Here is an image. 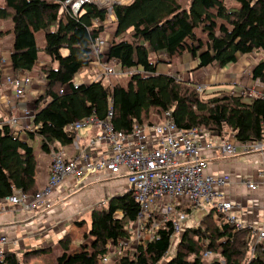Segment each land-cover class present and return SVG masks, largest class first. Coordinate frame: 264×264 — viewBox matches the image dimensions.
<instances>
[{"label":"trees","instance_id":"trees-1","mask_svg":"<svg viewBox=\"0 0 264 264\" xmlns=\"http://www.w3.org/2000/svg\"><path fill=\"white\" fill-rule=\"evenodd\" d=\"M64 1L3 0L0 5V20L12 23L10 30L0 27V37L13 34L9 62L14 76L30 73L37 65L35 32H44L43 50L49 61L39 66L46 85L34 100L31 123L37 128L28 132L29 138L37 136L41 151L49 154L71 145L81 131L71 125L86 118L108 120L114 130L127 133L135 123H155L148 119L150 114H160L161 119L165 112L184 130L228 135L240 143L264 141V93L249 100L222 88L205 95V90L196 91L194 81L157 71L159 54L167 61L187 52L197 68L213 63L223 67L251 53L264 55V0H233L238 5L233 8L227 6L228 0H131L113 5L114 39L106 58L144 74L131 73L126 84L114 81L111 88L101 80L78 84L74 80L90 64L91 44L104 31L107 9L85 3L74 14ZM1 61L0 56V82L5 76ZM250 76L264 84V59L252 67ZM37 165L33 146L0 124V201L17 190L29 195L39 191ZM138 209L127 188L109 194L102 207L90 211V225L82 233L88 240L70 250L73 237L66 232L57 241L60 253L51 264H100L108 255V242L130 236L127 225ZM214 215L209 209L196 225H184L164 264H264V238L254 243L251 229H235L220 213ZM173 231L172 222H166L154 236L145 235L132 248L124 247L115 264H159L172 245ZM0 264L20 262L8 249Z\"/></svg>","mask_w":264,"mask_h":264},{"label":"built area","instance_id":"built-area-1","mask_svg":"<svg viewBox=\"0 0 264 264\" xmlns=\"http://www.w3.org/2000/svg\"><path fill=\"white\" fill-rule=\"evenodd\" d=\"M129 1L65 0L63 5L68 7L71 13L77 14L83 4L95 3L107 9L106 20H113V5ZM107 47L105 39L98 37L91 44V54L104 55ZM103 55L94 58L97 62H90V66L95 70L93 79L101 80L104 86H107L106 83L110 84L111 75L118 76L124 72L144 74L143 70L138 68L121 69L117 74L114 64L118 62L114 59L108 60L106 55V60H101ZM31 82V78L25 75L7 76L4 79V83L13 85L18 98ZM204 89L203 84L196 85L198 93H202ZM248 96L257 97L253 92H249ZM21 111L22 118L32 120L33 113L30 110ZM21 117L10 112L0 118V124L9 126L16 135ZM87 125L97 128L98 131L88 137L84 145H76V154L68 156L62 147L50 153V174L43 188L32 195L17 190L7 196L2 204L15 205L20 213H35L53 207L55 193L63 183L66 184L64 192H69L75 189V186L100 183L110 178H124L127 189L131 191L139 209L135 220L127 225L130 236L119 238L116 243L111 241L106 244L108 254H111L114 260L122 253L124 247L132 248L142 241L145 235L154 236L169 221L174 229L172 241L177 243L182 227L187 225L186 220L195 210L206 212L214 209L215 215L220 213L235 229H251L254 243L264 238V226L245 222L236 212L240 205L220 194L218 189L231 182V174L209 173L206 154L216 148L226 155L260 151L264 148V141H225L215 144L212 140L205 139L208 133L197 128H179L169 117V112H165L159 122L142 125L135 123L127 133L114 130L108 120L99 121L92 117L74 123L71 128L79 132ZM36 128L37 126L32 124V130ZM79 139L78 134L73 143ZM242 183L251 189L258 187L257 181L251 179H245ZM8 242V237L1 234L0 258L6 251L3 245ZM208 253L209 251H206L205 254ZM106 260L107 256L102 261Z\"/></svg>","mask_w":264,"mask_h":264},{"label":"crops","instance_id":"crops-1","mask_svg":"<svg viewBox=\"0 0 264 264\" xmlns=\"http://www.w3.org/2000/svg\"><path fill=\"white\" fill-rule=\"evenodd\" d=\"M10 49L11 47L7 52H2V50L0 49V56L2 58L1 65L4 70L7 71L11 70L9 62ZM249 55L250 54H248L247 56ZM240 58L241 56L239 57V59ZM3 59L5 61H3ZM158 59L162 61H159V64L157 65L158 72L174 75L175 73L178 74L177 71L179 72L181 71V69L183 70L184 67L185 69H194L192 72H189L187 74V78H189V76H192V74H196L195 76H193L194 81L198 84H204L205 89L208 84L216 85L220 83L221 85H218L217 87L227 86L228 84L231 88H240L241 94L244 93V89H246L248 93H264V84L259 82L258 80H253L250 76V71L256 64V62H252L250 60H246L244 64H242L240 60H237L234 63H230L221 67V72L227 71L229 68H233L232 73L227 75H230V81L222 82V80L217 79V73L209 74L207 76L209 78H204L202 75L197 76V72L200 70L205 69L208 72V68L210 67V65L207 66L208 68H197V61L193 59L187 52H184L180 56H174L171 60L167 61H163L164 59L162 58ZM175 62L177 64H175ZM43 64L44 62L40 61L39 56V62H37V65L35 67H39V65ZM213 65L218 64L215 63ZM88 69L91 70V74L88 72L89 75H86L87 80L83 83H89L94 80L92 76L93 73H95V70L92 68V66H90V64ZM212 72H214V70H210V73ZM21 73L28 75L30 74L28 72L22 71L18 72L17 74ZM242 75H244V78L242 77L243 79L241 78ZM4 79L5 76H3V79L0 82V118H2L6 114H9L10 112L18 117H21L23 114L21 111L22 109H28L30 111L33 110L34 100L36 98H33L35 97V95L31 90H33V88L40 89V87L32 86L31 82L27 90H25V92L18 98L15 95V88L13 87V85L4 83ZM43 79V76L41 77L40 75L39 80L42 81ZM202 79L203 81H200ZM75 82L79 83L77 81ZM20 120L21 122L19 127L17 128L16 135L22 140L27 141L31 144V140L37 138V136L33 138H29L28 136V132L32 131L31 119L21 117ZM93 134H95L93 126H90V128L83 127L79 133L80 139L79 141H77L78 143L75 142L73 143V145L71 144L68 147L63 146L62 148L65 150L68 156H72L78 151L76 145H84L88 137ZM224 138V136L217 135L215 132H210L206 135L205 139H210L213 141V143L219 144L225 142ZM228 138H230V136ZM206 154L208 155L209 173L217 175L221 174L222 172H228L232 176V182L218 189L219 191H221L220 194H222L223 197L228 198L232 202L238 203L240 205L239 209H237L236 212L239 217L242 218L245 222L251 223L254 226H264V152H253L249 154L236 153L233 155H226L216 148L207 151ZM44 164L45 166H42L39 171L37 168L35 175L36 182L40 189L46 185L49 178L50 153L47 154ZM234 179L236 182L234 181ZM245 179L257 181L258 187L256 189L247 187L242 183V181ZM65 186L66 184L63 183L58 188V191H56L57 193H55L53 199L54 206L49 210H43V212L42 210H40L35 213L29 214L20 213L17 211V207L15 205H3L2 201H0V205H3V207H1L2 209H0V235L5 234L9 239V242L7 244H4L3 248H5L6 250L11 249L15 252L19 251V254H21L20 252H24L26 250H31V252H33L34 254H52L53 261H55L56 257L60 253V248L57 241L61 238V236L66 232L69 234H73L74 231L80 230L75 222H73L68 216V214L71 212L68 205H71V207L73 206L72 212H74V216H76L79 215V213L75 214L76 211H81L82 213H84L86 212L87 207H91V205H93L95 201H106L109 197V194H117L127 188V184L124 178H110L100 183L95 182L90 184L88 183L86 185H80L77 187L75 186V189L69 192H64ZM187 221L189 223V218L186 220V223ZM29 235L32 237H38L39 241L34 243L33 245H27V239L30 237ZM9 236L13 237L12 243H10L11 241ZM74 240L78 241V243L80 242L79 238L73 237V241ZM43 248H50V252H42ZM77 248L78 247H72L71 244L70 250H75Z\"/></svg>","mask_w":264,"mask_h":264},{"label":"rangeland","instance_id":"rangeland-1","mask_svg":"<svg viewBox=\"0 0 264 264\" xmlns=\"http://www.w3.org/2000/svg\"><path fill=\"white\" fill-rule=\"evenodd\" d=\"M2 1L3 0H0V5L2 4ZM235 4L237 5V3L235 1H233V0H228L227 1V6L229 8H233V5H235ZM0 27L2 29H4V30H10L11 27H12V23H11V21L9 19L8 20H0ZM54 27H55V25H54ZM114 29H115V23L113 22V20H111L110 18L107 19L105 21V23H104V31L101 33V38L105 39V41L108 43V45L114 39V37H113ZM196 33L199 36L202 35V33L200 32L199 29H196ZM35 40H36L37 46L39 47L38 55L40 56V61L41 62H47V61H49V59H48L49 57L46 55L45 51L43 50V47H44V32L42 30H39V31H36L35 32ZM12 43H13V34L11 32H8L4 36L0 37V49L2 50V52H7L9 50V48L12 46ZM0 53H1V51H0ZM102 55L103 54H100L99 56H102ZM99 56L95 55L94 53L91 54V60L93 61V63H96L97 62V60H93V59L94 58L96 59ZM151 56H152V54H151ZM157 57L158 58H162V59H166L167 58L164 54H159V55H157ZM261 59H264V55H262L261 53L257 52V53H254V54H250L249 56L242 55L241 58L238 59V60H240L241 63L244 64L246 62V60H248V61L250 60L252 62H256L257 63ZM101 60H106L105 54L103 55V57H102ZM3 61H5V60L3 59ZM163 61H165V60H163ZM160 62H162V61H160ZM175 64H177V63L175 62ZM213 64H215V63H213ZM213 64H211L209 68L206 67L209 70L208 72L205 69L204 70H200V71L197 72V76L202 75L204 78H209V77H207L209 74H215V73H217V75H218V78L217 79L218 80H222V82L223 81H230V78H229L230 75L229 76H227V75L232 73V69L233 68H229L227 71L221 72V70H220L221 69V66L213 65ZM174 66H176V65H174ZM37 67H34L32 69V71L30 72L29 75L28 74H24V73L18 74V75H20L22 77L24 75L25 76H29L31 78V80H32V84L31 85L34 86V87L35 86H39L40 87V89L33 88V90H31V91H33V94L35 95V97H33L34 99L37 98V97H39L40 95H42L44 93V88H45V85H46L45 79H43L42 81L39 80L40 75L42 77V74H41V66H39L38 68ZM114 68H115V73H117V74L122 71L121 70L122 68L117 63L114 64ZM193 70L194 69H191V70L190 69H185V67H184L183 70L181 69V71H179V72L177 71L178 74L175 73L176 75L175 74L174 75L178 79H181V80H184V81H188V80L194 81V77L193 76H195L196 74H192V76H189V78H187L188 77L187 74L189 72H192ZM210 70H214V72L210 73ZM88 72L91 74V70L88 69V67L79 70L75 74L74 80L77 81V82H79V83H83L84 81L86 82V80H87L86 75H89ZM219 73H220V75H219ZM11 74H13V75H11ZM130 74H131L130 72H124V73H122L121 75H118V76L117 75H111L110 84L109 83H106L107 86H105V87L106 88H111L112 82H114V81H119L122 84H126L127 80L130 77ZM14 75L15 74L13 72H11V70L10 71L5 70V77H7V76H14ZM92 77H94V73H93V76ZM242 77L244 78V75H242L241 78ZM186 78H187V80H186ZM200 81H203V79L200 80ZM195 83L198 84L197 82L194 81V84ZM76 84H78V83H76ZM218 85H221V84L220 83H218L216 85H210V84H208L207 87H206V89H205V91H204V94L207 95L208 93L212 92V90H214V89H220V88L226 89V90H229V91H232L235 94H241L240 88L234 89V88L229 87L230 85H228V84H227V86L217 87ZM214 87H217V88H214ZM255 94H256V96L261 95L259 93H255ZM242 95H244V99L245 100H249L250 97H246V96H248V92H247L246 89H244V93H242ZM31 111L33 113V110H31ZM159 118H160V114H157V113L150 114L149 117H148V119H150L151 121H154V122H156V121L159 122L162 119V118L161 119H159ZM90 126L91 125H87V126H85V128H90ZM94 130H95V133H97L98 129L97 128H94ZM224 136H225V138H224L225 141H229V142L235 143L234 140L231 137L228 138L229 137L228 135H224ZM31 145L33 146L34 153H35V155L37 156V159H38L37 168H38V171H39V169L42 166H45L44 162L46 160L47 154L44 153L43 151H41V149H40V143H39V139L38 138L32 139L31 140ZM72 145H73V143H72ZM68 146L69 145H66L65 147H68ZM58 149H62V148H58ZM254 152L255 153L264 152V148L262 150H260V151H254ZM249 153H253V152H250L249 151ZM237 155H245V154H237ZM50 162H51V157H50ZM50 164H49V166H50ZM232 180L233 179L231 178V182H232ZM237 180H239V179H237ZM234 181H235V179H234ZM103 204H105V200L95 201L93 203V205H91V207L90 206L87 207L86 212L82 213L81 211H76L75 214H78L79 213V215H76V216H74V212H72L73 211V206L71 207V205H68V207L71 210V212L68 214V216L80 228V230H76V231L73 232V234H71L73 237L80 239V242L79 243L76 240L72 241L73 242L72 243V247H79V244L80 243H82V242L84 243V242H86L88 240V239L83 240L82 233L84 231H86L88 229L89 225H90V211L93 208L102 207ZM52 206H54V203H53ZM0 207H3V205L1 204ZM42 212H43V210H42ZM202 213L203 212H201V211L195 210L191 214V216L189 217V223L187 221V224L196 225L197 222H198V219L202 215ZM214 217L217 218L216 215H214ZM78 224H80V225H78ZM9 238H10V241H11L10 243H12L13 237L12 236L11 237L9 236ZM27 240H28L27 241V245L30 246V245H33L34 243L38 242L39 241V238L38 237H32V236H30ZM175 246H176V242L173 241L171 247L168 250V252L161 258L159 264H164L165 261L172 256V254L175 251ZM18 252L16 251V254H17V258H18L20 264H51L52 261H53V258H52L53 255L52 254H47V255H44L42 253H36V254H34L33 252H31V250H26L24 252H20L21 254H19ZM205 253H206V251L204 252V256H206V257H208L210 255V253H208V254H205ZM100 264H115V260H114V258H113V256L111 254H108L107 255V260L106 261H102Z\"/></svg>","mask_w":264,"mask_h":264},{"label":"bare ground","instance_id":"bare-ground-1","mask_svg":"<svg viewBox=\"0 0 264 264\" xmlns=\"http://www.w3.org/2000/svg\"><path fill=\"white\" fill-rule=\"evenodd\" d=\"M214 133V132H213Z\"/></svg>","mask_w":264,"mask_h":264}]
</instances>
